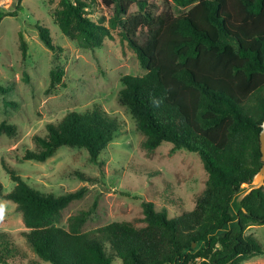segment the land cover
I'll use <instances>...</instances> for the list:
<instances>
[{
  "label": "trees",
  "instance_id": "1",
  "mask_svg": "<svg viewBox=\"0 0 264 264\" xmlns=\"http://www.w3.org/2000/svg\"><path fill=\"white\" fill-rule=\"evenodd\" d=\"M115 7L110 26L96 22L88 11L97 0H60L53 17L66 37L83 49L101 47L120 27L122 36L146 70L124 75L122 102L153 151L167 142L173 150L200 156L208 180L192 211L176 217L143 202L137 226L114 221L91 232L83 226L90 211L73 216L68 229L56 225L62 211L85 196L86 188L62 195L33 189L4 164L15 182L0 198L13 201L22 212L27 244L51 264H244L264 255L252 226L264 225V188L253 190L232 213L241 185L252 182L261 169L260 133L264 121V0H172L190 9L180 16L157 14L149 0H101ZM0 10V24L21 9ZM39 37L51 51L62 50L50 30L38 26ZM22 55L28 43L20 33ZM64 70L50 73L49 89L62 83ZM0 85V93L10 92ZM120 122L100 107L69 112L34 136L37 150L22 159L45 162L63 146L85 148L100 165L101 153L114 140ZM15 125L2 122L0 135L14 137ZM83 181H93L77 173ZM246 209V213L243 211ZM237 231L224 232L233 222ZM196 243L194 247L193 244ZM16 248L0 232V264H9Z\"/></svg>",
  "mask_w": 264,
  "mask_h": 264
},
{
  "label": "rangeland",
  "instance_id": "2",
  "mask_svg": "<svg viewBox=\"0 0 264 264\" xmlns=\"http://www.w3.org/2000/svg\"><path fill=\"white\" fill-rule=\"evenodd\" d=\"M157 14L169 12L180 16L190 9L172 0H149ZM18 0H0V10L14 11ZM88 11L96 22L110 26L115 7L101 0ZM60 0H22L16 17H6L0 24V85L10 88L0 93V124L17 127L14 137L0 135V182L3 193L15 187L7 173V164L33 189L57 196L86 188L85 196L72 202L61 214L57 226L68 229L73 216L90 211L84 232H91L114 221H130L143 226V202H154L156 209L176 217L192 211L196 199L206 187L208 173L200 156L186 150H173L167 142L153 151L144 147L145 136L120 91L124 75L142 76L146 70L137 54L122 36L120 27L112 29L113 38L94 49H83L62 34L54 22ZM50 30L53 42L62 50L51 51L41 41L38 26ZM20 33L28 43L24 57ZM63 69L62 83L49 89L50 73ZM100 107L120 122L114 140L101 153L95 165L85 148L63 146L45 162L23 160L27 150L36 151L34 136H45L50 123H58L69 112H86ZM77 173L93 181H83ZM239 196V195H238ZM234 199L232 213L241 204ZM233 222L224 232L237 231ZM22 212L13 201L0 198V232L9 234L16 256L9 264H51L43 261L29 247L24 232ZM264 247V225L252 226ZM113 264H122L117 259ZM244 264H264L259 255Z\"/></svg>",
  "mask_w": 264,
  "mask_h": 264
},
{
  "label": "water",
  "instance_id": "3",
  "mask_svg": "<svg viewBox=\"0 0 264 264\" xmlns=\"http://www.w3.org/2000/svg\"><path fill=\"white\" fill-rule=\"evenodd\" d=\"M262 130L260 133V144H261V160L263 162V165L259 172L254 176L252 182L244 183L241 185L240 191L238 193V201L240 204L242 201L252 193L253 190L264 188V121L262 122ZM243 211L246 213V209L243 208ZM193 246H196V243L193 244Z\"/></svg>",
  "mask_w": 264,
  "mask_h": 264
}]
</instances>
